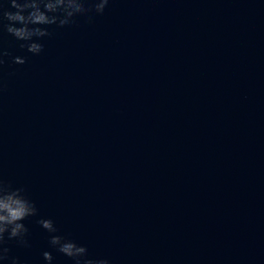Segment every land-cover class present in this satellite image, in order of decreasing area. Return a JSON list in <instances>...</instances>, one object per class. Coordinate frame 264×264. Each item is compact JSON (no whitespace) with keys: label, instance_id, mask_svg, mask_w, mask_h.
I'll list each match as a JSON object with an SVG mask.
<instances>
[{"label":"water","instance_id":"1","mask_svg":"<svg viewBox=\"0 0 264 264\" xmlns=\"http://www.w3.org/2000/svg\"><path fill=\"white\" fill-rule=\"evenodd\" d=\"M0 45V179L112 264H264V0H112ZM27 221L21 264H71Z\"/></svg>","mask_w":264,"mask_h":264},{"label":"clouds","instance_id":"2","mask_svg":"<svg viewBox=\"0 0 264 264\" xmlns=\"http://www.w3.org/2000/svg\"><path fill=\"white\" fill-rule=\"evenodd\" d=\"M112 0H0V33H7L18 44L21 52L31 56L43 54L44 41L51 38L53 27L63 29L83 17L92 23L104 15ZM11 58L15 65L27 63L26 55L13 56L0 45V69ZM35 222L48 234V246L66 257L71 264H112L106 257L93 256L89 248L70 235L61 233L54 219L40 215V209L23 186H13L0 179V264H21L12 254L9 244L30 249V230L27 221ZM44 264H55L51 251H43Z\"/></svg>","mask_w":264,"mask_h":264}]
</instances>
